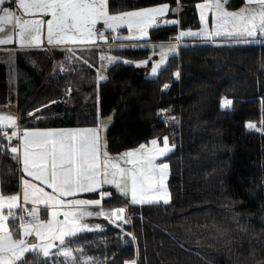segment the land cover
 Listing matches in <instances>:
<instances>
[{"label": "trees", "instance_id": "trees-1", "mask_svg": "<svg viewBox=\"0 0 264 264\" xmlns=\"http://www.w3.org/2000/svg\"><path fill=\"white\" fill-rule=\"evenodd\" d=\"M200 1L109 0V6L111 12H118L168 3L172 10L179 3V24L152 27L144 39L165 41L179 28L198 24ZM242 4L243 0H229L228 7ZM114 49L133 61L147 58L150 50ZM30 56L33 63L23 51L16 53L11 66L0 61V106L12 95L9 74L13 73L20 128L92 127L98 117L112 114L106 130L111 153L165 135L175 144L166 156L171 201L131 205L128 197L114 191L102 205H128L131 223L124 228L134 232L137 241L131 243L106 217L91 218L103 227L78 234L87 255L124 264L136 257L138 245V264H264V132L260 131L264 127V40L188 42L169 56L154 77L146 74L150 65L117 61L107 67L108 79L99 82L91 77V68L88 78L77 81L66 73L70 70L54 67L50 58ZM177 69L179 78L174 75ZM225 96L233 100L229 109L221 108ZM52 100L58 103L34 113ZM173 116L174 122L169 119ZM248 121L256 123V129H249ZM11 132L0 126V192L4 194L20 191L21 183L19 162L10 153V145L19 140L9 139ZM217 226L227 231L220 235ZM28 260L29 264H60L63 257L30 253Z\"/></svg>", "mask_w": 264, "mask_h": 264}, {"label": "snow or ice", "instance_id": "snow-or-ice-1", "mask_svg": "<svg viewBox=\"0 0 264 264\" xmlns=\"http://www.w3.org/2000/svg\"><path fill=\"white\" fill-rule=\"evenodd\" d=\"M9 2L0 0V25L14 23L20 48L40 46L46 26L47 42L55 47L69 42L96 44L103 41L111 49V40L120 37L110 36L109 30L116 31L121 25H127V38L149 37V29L158 24V17H164L170 10L168 3L113 13L109 0H17L19 9L34 17L27 19L5 6ZM228 4L229 0H203L197 4L205 26L197 31L180 30L175 43L167 49L162 47L160 59L151 64L152 75H157L169 56L179 51L185 37H200L211 43H217L218 38L229 43L264 40V0H245L244 5L236 10H230ZM180 7L178 3L173 11H178ZM209 11L214 13V30L208 27ZM44 17L50 18L45 20ZM163 23L176 25L179 20H163ZM12 39L13 36L8 35L0 38V43ZM152 47L155 49L156 45ZM99 59L107 60L109 65L117 61L149 65L148 59L133 61L109 55L103 47ZM174 75L180 77L179 69ZM107 79V76L98 74V82ZM163 87L168 88L169 85L165 83ZM67 91L70 93L72 89L69 87ZM56 103L58 101H49L48 105H41V109L34 110V113ZM232 105V99L227 96L222 98L221 108L229 109ZM169 119L175 120L176 117ZM17 120L15 116L0 114V124L10 122L17 128L9 137L19 139V143L10 148L11 157L22 164L23 173L40 183L22 176L20 191L12 194L0 192V264H29L30 253L42 254L45 258L63 257L60 264H108L107 258L99 260L87 255L78 240V234L103 227L101 224L89 225L84 222L85 217L106 215L135 244V233L124 228L131 223L128 205L105 209L102 201L113 193L106 191L104 185H115L124 197L130 196L131 205L161 201L168 204L171 201L166 183L170 166L166 160L158 162L159 158L166 157L175 148L167 135L163 136L162 143L159 137H154L148 143L118 153L119 159H116L108 151L105 133L109 125L102 118L98 117L92 127H23L22 130ZM108 120L111 121L112 116ZM261 124L264 125V120ZM247 127L256 129L257 125L248 121ZM260 131L264 132V127ZM120 161L130 166H122ZM42 184L52 191H47ZM80 193L98 194L99 198H75ZM41 206L44 207V216ZM93 206H99V210H90ZM17 209L20 211H14ZM10 218L18 220L15 227L10 226ZM226 231L217 226L218 234L223 235ZM124 243L128 244L129 240H124ZM138 256L137 245L136 257L125 260L124 264H138Z\"/></svg>", "mask_w": 264, "mask_h": 264}, {"label": "rangeland", "instance_id": "rangeland-1", "mask_svg": "<svg viewBox=\"0 0 264 264\" xmlns=\"http://www.w3.org/2000/svg\"><path fill=\"white\" fill-rule=\"evenodd\" d=\"M202 2L203 1H200L197 4L202 3ZM244 3H245V0H243L242 6L244 5ZM154 5H156V4H154ZM154 5H151V6H154ZM5 6L11 7L13 9L15 7V5L12 6V5L8 4V3H6ZM147 7H149V6H147ZM229 9L230 10H236V9H239V8H235V9L229 8ZM176 12L177 11H173V9H172V10H169L165 14L164 17H158V24L153 26V27L164 25L163 20L178 19ZM113 13H115V12H113ZM197 13H198V24L196 26H189V27H185V28H179L178 33H179L180 30H188V29H192L193 31H197V30H199V29H201V28H203L205 26L204 22H202L201 19H200V10H199L198 7H197ZM0 14H2V13H0ZM18 15H21V13L18 14ZM207 17H208V27L214 30V27H215L214 13L209 11L207 13ZM14 28H15L14 23L6 22L3 25H0V32L6 33L7 30H9L11 33H6L7 36L8 35H12L13 36V39H12L13 42L19 43L18 34L15 33ZM150 29H149V31H150ZM44 32L46 33V26H45V31ZM178 33L176 35H174V36H171L170 39L165 40V41H147V40H144L146 37L145 38H135V36H133V38H127L128 37L127 25H121L120 28L118 30H116V31L109 30L108 34H110V36H112V37H120V38L111 40V45H112L111 49H109L108 45H106L105 42L102 41V42H99L97 45L85 46V48H82V50H80V51H84L86 53V55H87L88 49L92 48V51L89 50V52L92 55L93 62H92L91 65L89 64V66H91V68L95 70V73L97 74V77H98V74H102V75L107 76L106 69L109 66L107 60L101 61L99 59V54H100L101 47H103L104 50L106 52H108L109 55H113V56H116V57H121V58H123L125 60H131V59H128L125 56L121 55L117 51H115L114 48H127V47H129V48H137V47H145V45H147L146 47H148L150 49L148 51L149 52V56L147 58H144V59H148L149 60L150 67H149V70L147 71L146 74L149 77H154V75H152V73H151V64L154 63L156 60L160 59V52H161V48L162 47L164 49H167L168 47L172 46L175 43V38L178 35ZM188 42H192V43H206V42H209V41L204 40V39H202L200 37H185L181 44H185V43H188ZM153 45H156L155 49H153V47H152ZM51 47L52 46H48L47 43L44 42L43 37H42V44L40 46L25 47V48H26V51L29 50V52H30L29 55H35L34 58L35 57L38 58L39 56L43 57L45 60H47V58H50V60L53 62L54 67H59V64L62 63V60L68 55L69 51H64V50L56 48L61 53V55H58L56 49L54 48V46H53V48H51ZM38 52L40 53V55L38 54ZM78 54H80V52H78ZM53 56H55L56 59H57V66L54 63ZM0 60L3 61V55L1 54V52H0ZM165 65H162L161 68L163 66H165ZM147 66L148 65H143V67H147ZM97 69H99V73L97 72ZM12 83L14 85H12ZM10 84L12 86L11 88H13V90H12L13 92H12L11 97L9 98V101L7 103H5V104L0 106V114L11 115V116L17 117L16 116V110H17L16 109V101H17L16 91H17V89L15 87L16 79L14 78L13 73H10ZM109 116H112V114H107V115H104V116L101 117L104 120V122L106 124H108V125H110V123L112 121V120L111 121L108 120ZM175 120H173L172 122H174ZM0 126H7V127L12 129V132L13 131H17V128H14L10 122H5L4 124H0ZM105 135H106V133H105ZM152 138H154V137H152ZM152 138H150L147 142H142V143H148V142L151 141ZM162 138L163 137L160 138V142L161 143H162ZM137 146H135V147H137ZM132 148H134V147H132ZM128 149H131V148H128ZM124 151L125 150H123L121 152H118V153H122ZM118 153H111V154L113 155L114 158L119 159L118 156H117ZM165 160L168 162L166 157H161V158H159L158 162H164ZM120 163H121L122 166H130V165H124L123 161H120ZM19 169H20V172H21L20 173L21 177L23 176V178L33 180L34 183H40L38 181H35L32 177H28L26 173H22V164L20 162H19ZM168 177H169V175H168ZM166 183L168 184V179H167ZM41 186H43V184ZM168 187H169V184H168ZM104 189L106 191H110L112 193L114 191L119 193L118 190L116 189L115 185H104ZM71 198H73V197H71ZM75 198H99V197H98V194H97V196H92V197L76 196ZM128 200L130 202V196L128 197ZM145 204H147V203H145ZM41 208H44V207L41 206ZM110 208H114V207H110ZM110 208L106 207L105 209H110ZM90 210L98 211L99 210V206H93ZM98 217H106L107 218L106 215L105 216L85 217L84 218V222L88 223L89 225H94L95 222L91 221V218H98ZM60 218L63 219V216L61 215ZM52 251L56 252V249H53Z\"/></svg>", "mask_w": 264, "mask_h": 264}, {"label": "crops", "instance_id": "crops-1", "mask_svg": "<svg viewBox=\"0 0 264 264\" xmlns=\"http://www.w3.org/2000/svg\"><path fill=\"white\" fill-rule=\"evenodd\" d=\"M12 1H13L12 6L15 5L14 9L17 12V14L21 13L20 16L27 18V19L34 18V17H31L28 14L24 13L22 9H19L17 0H12ZM48 18H50V17H44L45 20ZM6 33H11V32L9 30H7ZM6 33L0 32V38L7 36ZM42 37H43L44 42L47 43L48 46H52L51 48H53V45L48 44L45 32L43 33ZM99 42H102V41H97L96 44H91V43H88V44H82V43L72 44L69 42L67 45H64V46H60V47L54 46L55 49L58 48V49H61L64 51H69L68 55L62 60V63L59 64V69L61 70V68H62L63 70H61V71L70 70L69 72H66V73L77 78V81L81 80L83 78L84 79L88 78L89 77L88 76L89 75L88 68H91V66H89V64L91 65L93 62L92 55L89 52V50L92 51V48L88 49L87 55L84 51H80V50H82V48H85V46H88V45H97ZM19 51L25 52L26 48H20L19 43H15V42H13V40L5 42V43H0V52L3 55V61H1V60L0 61L6 63L7 66L13 65L15 62L16 53ZM56 51H57L58 55H61V53L57 49H56ZM78 52H80V54H78ZM25 53L28 55L30 54L29 50H27ZM53 58H54V63L57 66V59L55 56H53ZM28 61L33 63L32 62L33 58L30 55L28 56ZM90 72H91V74H93L91 76L93 78V80L98 81L97 80V74L95 73V70L91 68ZM16 116H17V110H16ZM5 127H7V126H5ZM40 128H44V127H40ZM64 128H72V127H64ZM43 186L46 188L47 191H52V189L50 187H48L46 185H43ZM76 196L86 197V194L80 193V194H76ZM67 198H71V197H67ZM41 214H42V216H44V208H41ZM17 224H18V221H16V220L10 221V226H12V227H15Z\"/></svg>", "mask_w": 264, "mask_h": 264}, {"label": "built area", "instance_id": "built-area-1", "mask_svg": "<svg viewBox=\"0 0 264 264\" xmlns=\"http://www.w3.org/2000/svg\"><path fill=\"white\" fill-rule=\"evenodd\" d=\"M10 146H13V144H11ZM20 211V210H19Z\"/></svg>", "mask_w": 264, "mask_h": 264}]
</instances>
